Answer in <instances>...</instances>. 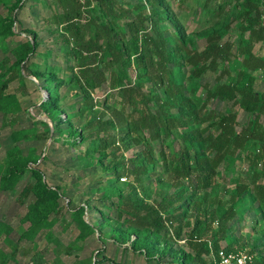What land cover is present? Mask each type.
<instances>
[{
  "label": "trees",
  "instance_id": "16d2710c",
  "mask_svg": "<svg viewBox=\"0 0 264 264\" xmlns=\"http://www.w3.org/2000/svg\"><path fill=\"white\" fill-rule=\"evenodd\" d=\"M180 1H188L189 9L201 17L190 33L168 0H54L58 11L49 18L56 24L69 73L59 77V68L47 63V53L41 61L31 60L39 55L35 32L15 31L20 25L15 11L25 0H0V129L8 128L10 139L0 158V191H14L18 181L29 179L14 196L19 201L29 198L18 219L20 226L26 224L19 226V240L33 242L41 231L49 238V215L60 211L59 189L48 185L34 166L40 152L29 144L47 140L52 131L43 119L16 127L21 105L15 93L6 92L12 80L22 86L25 75L33 76L46 92L38 106L53 133L65 130L62 143L69 147L91 140L84 155L94 159L96 153V165L111 175L107 183L113 188L103 199L114 208L115 217L98 209L96 220L87 222L82 217L87 204L68 211L77 234L73 242L59 245L65 255L80 250L76 241L108 228L112 242L157 264L164 256L175 264H212L217 250L243 248L235 247L231 220H241L245 211L264 218V50L253 51L256 43L264 46V0ZM19 32L30 37L8 46L5 39ZM197 38L203 40L201 48L195 46ZM206 73L211 83L202 80ZM63 83L78 86L79 115L95 112L91 94L104 83L114 92L105 94L102 102L115 96L119 108L100 109L92 123L72 128L57 93ZM215 100L236 106L245 120L238 119V110H215ZM36 125L44 128L37 130ZM138 145L141 148L130 156L123 155ZM119 148L122 152L115 156L112 149ZM108 150L114 156L103 162ZM239 160L245 162V171L234 174ZM221 174H234L231 188L223 190L225 200L217 193ZM182 221L190 226L185 242L192 254L165 249L170 238L180 236ZM12 230L0 220L4 243L10 244ZM11 247L8 255L0 249V264L9 258L17 263L15 246ZM100 253L101 248L93 260L76 258L72 264H120L104 255L97 258ZM55 262L63 264L59 258ZM29 264L46 263L34 253Z\"/></svg>",
  "mask_w": 264,
  "mask_h": 264
},
{
  "label": "rangeland",
  "instance_id": "374dc122",
  "mask_svg": "<svg viewBox=\"0 0 264 264\" xmlns=\"http://www.w3.org/2000/svg\"><path fill=\"white\" fill-rule=\"evenodd\" d=\"M168 3L170 10L175 15L180 14L179 16H182L181 23L186 33H190L197 28L201 17L196 15V10L189 9L188 1L168 0ZM54 11H58L54 5V0H25L24 5L15 11L16 19L20 23L19 26H16L15 31H20L23 28L34 31L38 40L36 51L39 52V55L32 57L31 60L41 61L43 54L47 53V63L57 66L60 71L56 75L63 77L69 73L64 69L67 61L66 56L61 50L62 42L56 31V24L49 18V15ZM164 27L166 28V33L171 31L168 23H165ZM25 37H30V34L19 32L14 36L6 38L5 42L8 46H12ZM202 44V39H195V46L197 48H201ZM263 50L264 46L261 43H256L253 47V51L258 54H262ZM2 55L0 52V57ZM130 74L132 75V72ZM202 80L211 83L212 77L209 73H206ZM106 84H102L100 89H97L91 94L93 101H96L94 103L95 112L89 111L82 115L75 113L81 96L78 86L75 83H63L57 89L60 104L70 114L69 122H71L72 128L77 129L84 122L92 123L97 116L96 111L100 109L107 110L108 107L119 108V103L116 102L117 98L115 96H110L105 103L102 102L105 94L114 92V90H109ZM257 86L258 81H255L254 88ZM6 92L15 93L21 105V110L17 113L16 127H28L34 121L43 119L52 131L47 140L31 141L29 144L35 145L38 152H40L41 158L34 163V166L41 170L48 185L57 186L59 189L60 197L58 203L60 205V211L58 214L49 215V218L53 219V225L49 230L51 233L49 238L45 236L44 231H41L35 236L33 242L24 239L19 240L18 231L20 225L18 219L23 214L29 198L19 201L14 196L15 192L19 191L29 179L25 176L18 181L14 191H0V220L8 223L13 229L8 235L10 244L4 243L2 235H0V249L8 255L12 248L11 245H14L16 264H29L30 256L34 253L41 255V258L46 264H57L55 262L57 258L63 264H72L76 258L92 257L99 248L102 249V253L97 258L104 255L106 258H110L112 261L120 264H157L153 258L146 259L140 253L132 252L126 247L124 248V244L112 242L108 228H104L101 231L104 233L100 235L93 233L88 235L83 241H76V244H80V250L78 251L74 250L68 255L60 251L59 245L64 246L73 242L77 234V228L75 223L69 218L68 211L79 205L87 204L88 207L82 215L87 222L92 223L96 220L98 217V209L109 217H115L114 208L110 206L107 200L103 199L104 193H108L113 188L107 183L111 179V175L108 171H103L96 165L94 162L96 153L92 155L94 159L90 158L89 155H84V150L90 144L91 140H85L76 147H69L62 143V139L67 136L65 130L61 129L60 133H53V127L50 121L38 106L39 99L45 97L46 92L39 87L37 80L33 76L25 75L22 86L17 85V80H12L8 83ZM211 107L221 111L226 108L234 111L238 110L236 106H230L229 102L218 100L213 101ZM240 114L238 110V119L244 121L245 116ZM261 121L264 123V117L261 118ZM42 128L44 127L36 125L37 130H42ZM18 144L24 148L23 142H19ZM9 146L8 128L0 129V158L3 157L4 150ZM139 148H141L139 145L132 146L124 150L123 155L128 157ZM112 150L115 156L119 152H122L120 148L119 150ZM111 151H106L107 155L103 162H107L110 157L114 156ZM89 161L92 163H88ZM235 164L236 169L233 173L240 172L243 174L246 167L245 162L239 160ZM231 175L221 174L216 179L218 185L217 193L223 200L227 198V194L223 190H227L232 186L229 181ZM127 180L129 179H124V181ZM148 181H151L153 184V177H150ZM189 220L191 221V219ZM254 220H257V222L254 223ZM183 222L181 223L180 236L174 239L170 238V242L165 246V249L170 246L173 249H180L192 254V250L185 242L190 226L185 225ZM230 223L233 228L231 233L232 237L237 239L235 247L238 248L239 245H243L242 249H236V251H243L249 254L253 264L254 262L257 263V260L261 264H264V235L261 233V230L264 228V218L259 219L258 216L254 217L251 211H245V215L241 220L233 219ZM25 226L26 224L24 223L20 227ZM172 230L173 227L169 226V231L171 232ZM161 247L162 245L159 248ZM153 255L156 256V253ZM169 258V256H164L158 264H175L170 263ZM6 264H14L13 259L9 258ZM96 264L110 263L107 260H102Z\"/></svg>",
  "mask_w": 264,
  "mask_h": 264
},
{
  "label": "built area",
  "instance_id": "2783aa9c",
  "mask_svg": "<svg viewBox=\"0 0 264 264\" xmlns=\"http://www.w3.org/2000/svg\"><path fill=\"white\" fill-rule=\"evenodd\" d=\"M212 264H253L249 254L243 251L217 250L212 257Z\"/></svg>",
  "mask_w": 264,
  "mask_h": 264
}]
</instances>
